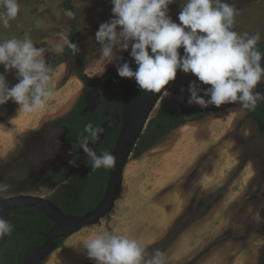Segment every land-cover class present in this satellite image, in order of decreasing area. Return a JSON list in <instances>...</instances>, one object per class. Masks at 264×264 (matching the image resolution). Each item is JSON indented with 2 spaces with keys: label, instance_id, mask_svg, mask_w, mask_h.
Listing matches in <instances>:
<instances>
[{
  "label": "rangeland",
  "instance_id": "374dc122",
  "mask_svg": "<svg viewBox=\"0 0 264 264\" xmlns=\"http://www.w3.org/2000/svg\"><path fill=\"white\" fill-rule=\"evenodd\" d=\"M62 2L19 0L17 18L10 21L9 27L0 25V42L27 38L36 47L49 49L50 43L58 39L55 33L65 30L69 35L76 24L78 54L85 74L111 87L119 77L117 65L131 63L132 59L130 48L117 50L122 60L107 63L101 58L95 33L102 23L113 18V5L110 0H72L77 10L74 13L64 9ZM228 3L236 9L233 30L240 35L258 34V45L264 43V0ZM182 6L183 0L169 5L168 14L176 23H180ZM27 7L34 10L35 22L22 11ZM45 59L52 69L49 87L54 90L45 107L31 114L19 113V105L9 115L7 108L0 111V182L8 185L1 197L28 194L49 198L58 184L46 173L66 167L75 151L66 143L65 128L46 123L70 113L81 95L88 110H94L99 103L98 91H86L73 72L74 58L56 67L53 63L63 59V52H46ZM0 73L5 75L9 87L19 82L15 69L5 71L0 65ZM193 81L202 88L211 87L193 74L179 76L168 86V95L163 94L158 101L151 120L161 110L173 113L180 108H202L188 104V89ZM261 87L264 80L257 85ZM103 127L106 131L101 139L96 144L89 143L97 155L98 146L112 130L108 124ZM80 155L74 175L90 168L82 149ZM113 231L137 240L145 248L146 259L159 250L164 264H261L264 125L247 109L233 106L205 112L171 130L142 155L132 153L124 170L122 194L112 212L66 238L44 264H96L87 257L84 241ZM67 245L81 255L78 260L76 255L67 256Z\"/></svg>",
  "mask_w": 264,
  "mask_h": 264
},
{
  "label": "clouds",
  "instance_id": "9594fccd",
  "mask_svg": "<svg viewBox=\"0 0 264 264\" xmlns=\"http://www.w3.org/2000/svg\"><path fill=\"white\" fill-rule=\"evenodd\" d=\"M110 2L113 18L102 23L95 33L101 58L107 63L122 60L117 50L130 48L136 70L123 62L117 65V73L122 78L134 79L140 91L160 93L181 70L193 74L203 85H211L202 88L193 81L188 89L189 105L219 108L239 102L244 109L254 111L257 102L264 99V92H254L264 80L261 67L264 54L257 47L260 36L240 35L233 30L236 9L227 0H183L180 23L168 14L169 5L175 0ZM20 10L19 0H0V25L9 27ZM55 35L58 39L50 43L49 49L38 48L27 38L0 42V65L5 71L15 69L19 81L9 87L5 75L0 73V105L14 101L19 105V113L31 114L43 109L53 97L54 90L49 87L52 69L46 63L45 53L60 54L65 46L73 52L79 50L67 31ZM181 47L183 55L179 51ZM164 94L167 96L168 92ZM105 131L103 126L87 123L79 139V148L86 154V163L92 171L111 169L116 164L113 154L97 155L89 147V142H98ZM7 191L8 185L0 182V195ZM11 230L10 223L0 217V240ZM83 245L87 257L96 264H164L159 250L146 259L144 246L115 231L97 234Z\"/></svg>",
  "mask_w": 264,
  "mask_h": 264
},
{
  "label": "trees",
  "instance_id": "16d2710c",
  "mask_svg": "<svg viewBox=\"0 0 264 264\" xmlns=\"http://www.w3.org/2000/svg\"><path fill=\"white\" fill-rule=\"evenodd\" d=\"M62 6L66 10L77 13L72 0H63ZM77 35L78 26L74 24L68 37L75 44L78 43ZM257 47L259 51L264 52V43ZM179 51L183 55L182 47ZM71 58L75 59L73 72L82 80L86 91H98L99 103L94 110H88L84 95H82L69 114L46 123V125L53 128H65L66 143L75 151L71 162L66 167L57 172L49 170L47 176L59 184L49 199L66 213L83 215L95 208L102 200L109 180V169L100 168L95 171L89 169L80 175L71 176L73 168L79 165L80 136L84 134L83 129L87 123H92L93 126L110 125L112 130L98 146V151L100 155L104 152L113 154L122 125L121 100L127 87L134 79L119 76L111 87L102 85L85 74V66L78 51L73 52L67 46L64 47L63 59L53 63V65L56 67ZM130 65L135 71L137 65L133 58ZM17 106V103L9 101L4 105H0V111L7 108L6 114L9 115L14 112ZM249 111L260 125H264V100H259L255 110ZM197 116H200V113L185 115V109L181 108L173 113L161 110L149 122L145 132L140 136L134 149V154L136 156L142 155L171 130ZM21 211H25V213H21ZM9 223L12 230L8 236V243L0 253V264H22V258L26 250L34 245L43 243L46 239L43 233H48L56 225L48 215L29 207H22L12 212ZM65 239H58L59 247L63 245ZM172 242L169 244H172Z\"/></svg>",
  "mask_w": 264,
  "mask_h": 264
},
{
  "label": "water",
  "instance_id": "95a60500",
  "mask_svg": "<svg viewBox=\"0 0 264 264\" xmlns=\"http://www.w3.org/2000/svg\"><path fill=\"white\" fill-rule=\"evenodd\" d=\"M260 52L264 54V52ZM261 67L264 68V57L261 59ZM183 74H185L183 71L178 70L176 78ZM171 82L172 81H170L160 93H156L146 110L142 113L136 112L130 104L131 96L138 89L136 81H132L127 87L121 100L123 123L113 150V155L116 157V164L113 168L109 169V180L105 194L95 208L83 215H77L66 213L55 202L41 196L28 194H17L10 197L0 196V217L8 222L11 219L12 212L22 207H29L35 211L48 215L56 223L51 231L45 233L47 240L44 243L27 249L23 255L22 264H42L49 255L59 247L58 239L67 238L86 226L96 224L103 217L112 212L116 201L119 199L123 191L124 170L129 157L134 152L140 136L145 132L151 121V115L158 101ZM255 91L264 92V87L256 88L254 89V92ZM233 106H240V104L239 102L225 104L219 108L210 105L209 107L200 110L216 112ZM196 111V109H192L186 114L195 113ZM8 236L9 234H7L3 240H0V252L7 243ZM261 264H264V257Z\"/></svg>",
  "mask_w": 264,
  "mask_h": 264
},
{
  "label": "bare ground",
  "instance_id": "6f19581e",
  "mask_svg": "<svg viewBox=\"0 0 264 264\" xmlns=\"http://www.w3.org/2000/svg\"><path fill=\"white\" fill-rule=\"evenodd\" d=\"M155 95H156V93L147 92V91H140L139 89H137L135 91V93H133V95L131 96V99H130L131 107L136 112L142 113V112H144L146 110V108L148 107L150 101L153 99V97ZM70 106H73V105H70Z\"/></svg>",
  "mask_w": 264,
  "mask_h": 264
},
{
  "label": "crops",
  "instance_id": "0c3cea01",
  "mask_svg": "<svg viewBox=\"0 0 264 264\" xmlns=\"http://www.w3.org/2000/svg\"><path fill=\"white\" fill-rule=\"evenodd\" d=\"M20 9H21V6H20ZM22 11L23 12H25L26 14H27V18L29 19V20H31L32 19V21L33 22H35V19H37V16L34 14V10H32V9H30V7L28 8H24V9H22ZM29 20H28V22H27V24L29 25L30 24V22H29ZM29 26H31V24L29 25ZM78 77V76H77ZM69 114V113H68ZM59 118V117H58ZM51 121V120H50ZM49 122V121H48ZM83 229V228H82ZM68 238V237H67ZM68 247L66 248L67 250V256L68 255H76L77 256V258H76V260H78L79 259V256H81L80 254H77L76 252H75V247H73V246H69V245H67ZM71 251V253H69ZM52 254H54V252L53 253H51L50 255H52ZM49 255V256H50ZM54 256V255H53ZM68 258H66V260H67ZM81 259V258H80ZM69 261H71V259H68ZM82 260V259H81Z\"/></svg>",
  "mask_w": 264,
  "mask_h": 264
},
{
  "label": "flooded vegetation",
  "instance_id": "af4514ba",
  "mask_svg": "<svg viewBox=\"0 0 264 264\" xmlns=\"http://www.w3.org/2000/svg\"><path fill=\"white\" fill-rule=\"evenodd\" d=\"M97 81H98V80H97ZM98 82H99V81H98ZM99 83H100V82H99ZM102 85H103V84H102ZM81 96H82V95H81ZM121 105H122V104H121ZM192 109H196L197 111H196L195 113L186 114L188 111H190V110H192ZM192 109H188V110L185 109V115H192V114L200 113V116H201V115H203L205 112H207V111H202V110H200V109H202V108H192ZM248 111H249V110H248ZM250 113H251V112H250ZM251 116H252V115H251ZM252 117H253V116H252ZM122 123H123V114H122ZM121 126H122V125H121ZM120 129H121V128H120ZM117 138H118V137H117ZM95 144H96V143H95ZM97 146H98V145H97ZM133 153H134V152H133ZM73 155H74V154H73ZM80 156H81V155H80ZM79 160H80V159H79ZM75 167H76V166H75ZM75 167L73 168V171H74ZM89 169H91V168H89ZM89 169H86V170L83 171V172H86V171L89 170ZM91 170H92V169H91ZM83 172H82V173H83ZM46 174H47V173H46ZM72 175H74L73 172L71 173V176H72ZM79 175H80V174H79ZM51 180H52V179H51ZM52 181H53V180H52ZM53 182H54V181H53ZM58 186H59V184H58ZM48 199H49V198H48ZM50 200H51V199H50ZM15 211H16V210H15ZM43 234L45 235V233H43ZM45 237H46V236H45ZM46 240H47V238L45 239V241H46ZM45 241H43V243H44ZM7 243H8V240H7ZM7 243H6V244H7ZM6 244H5V246H6ZM40 244H42V243H40ZM40 244H39V245H40ZM37 245H38V244H37ZM5 246H4V247H5ZM34 246H36V245H34ZM4 247H3V249H4ZM3 249H2V250H3ZM2 250H1V251H2ZM26 251H27V250H26ZM0 253H1V252H0ZM24 254H25V253H24ZM22 260H23V258H22Z\"/></svg>",
  "mask_w": 264,
  "mask_h": 264
}]
</instances>
